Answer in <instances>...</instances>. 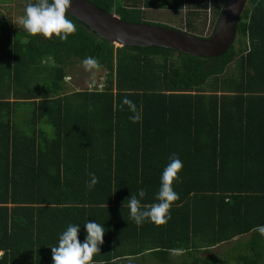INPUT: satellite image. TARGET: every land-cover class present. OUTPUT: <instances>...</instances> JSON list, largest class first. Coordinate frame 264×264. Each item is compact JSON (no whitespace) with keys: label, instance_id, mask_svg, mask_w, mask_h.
<instances>
[{"label":"trees","instance_id":"1","mask_svg":"<svg viewBox=\"0 0 264 264\" xmlns=\"http://www.w3.org/2000/svg\"><path fill=\"white\" fill-rule=\"evenodd\" d=\"M89 1L138 23L143 8H185L186 32L206 38L226 0ZM14 13L0 9V264H53L59 234L80 224L82 241L86 220L106 228L92 264H264V0L239 16L241 47L210 58L116 46L67 12L77 31L45 39ZM86 56L103 88L67 90V68ZM172 153L183 167L171 217L138 226L128 197L143 188L141 204L157 202Z\"/></svg>","mask_w":264,"mask_h":264},{"label":"clouds","instance_id":"2","mask_svg":"<svg viewBox=\"0 0 264 264\" xmlns=\"http://www.w3.org/2000/svg\"><path fill=\"white\" fill-rule=\"evenodd\" d=\"M71 4L72 0H27L24 14L19 22L29 35L39 34L45 39L58 36L61 40H66L68 35L77 31L78 27L66 15ZM82 64L85 70H89L98 67L99 61L95 57L86 56ZM125 103L129 104L134 112L130 117L132 122H138L141 114L136 111L131 101L125 100ZM168 160L161 172L160 186L155 194L157 202L142 205L141 201L146 196L143 188L128 197L126 207L129 210V217L138 226L145 220L163 224L171 217L169 210L172 203L179 199V194L173 189V181L179 180L178 173L183 167V162L175 153L170 154ZM90 175L92 178L89 188L97 182L95 174ZM80 226V224H69L59 234L57 244L50 247L53 264H92L93 256L100 252L99 246L103 244L106 228L95 220H86L83 224L86 235L81 241L78 238Z\"/></svg>","mask_w":264,"mask_h":264},{"label":"water","instance_id":"3","mask_svg":"<svg viewBox=\"0 0 264 264\" xmlns=\"http://www.w3.org/2000/svg\"><path fill=\"white\" fill-rule=\"evenodd\" d=\"M247 0H226L209 37H198L183 29L130 22L107 12L89 0H72L67 10L94 32L116 46H158L192 56L210 58L224 54L234 43L239 16Z\"/></svg>","mask_w":264,"mask_h":264},{"label":"rangeland","instance_id":"4","mask_svg":"<svg viewBox=\"0 0 264 264\" xmlns=\"http://www.w3.org/2000/svg\"><path fill=\"white\" fill-rule=\"evenodd\" d=\"M8 3V4H7ZM25 0H0L1 11L7 12L8 8L12 9V14L24 13ZM187 10L181 8L178 10H168V11H148L145 13L143 22L148 24H158L162 26L173 27L177 29H184V17L186 16ZM14 13V14H15ZM213 25V19L208 15L206 20V25L199 26L200 31L198 34L208 35ZM239 37H236L234 47L239 48ZM68 76L65 78L67 90H82L85 89L88 84L95 82L99 75L102 73L101 69L93 68L85 70L81 61H76L74 65L67 68ZM224 250V247L217 248L214 252L219 253ZM146 262V261H145ZM147 264V262H146ZM148 264H156L155 261ZM159 264V263H157Z\"/></svg>","mask_w":264,"mask_h":264},{"label":"crops","instance_id":"5","mask_svg":"<svg viewBox=\"0 0 264 264\" xmlns=\"http://www.w3.org/2000/svg\"><path fill=\"white\" fill-rule=\"evenodd\" d=\"M8 4V3H7ZM144 11L148 12V11H151V12H156V11H161V12H164V11H167L165 9H160V8H143ZM2 14H6L5 11H1ZM250 235L249 233H245V234H242V235H237L235 237H233V239L229 240V241H225V242H222V243H219L218 245L214 246V247H210L213 251H215L217 248L219 247H224V250L228 247H230L231 245H233L236 241H247L249 238H250ZM223 250V251H224ZM221 251V252H223ZM151 257V256H150ZM149 263L153 260H151V258L148 259Z\"/></svg>","mask_w":264,"mask_h":264},{"label":"built area","instance_id":"6","mask_svg":"<svg viewBox=\"0 0 264 264\" xmlns=\"http://www.w3.org/2000/svg\"><path fill=\"white\" fill-rule=\"evenodd\" d=\"M106 81V71L102 72L97 80L95 82H91L86 86L89 90H93V86H95L97 89H102Z\"/></svg>","mask_w":264,"mask_h":264}]
</instances>
